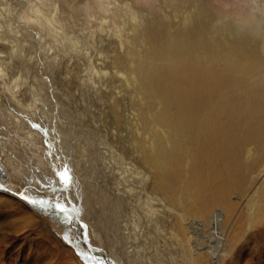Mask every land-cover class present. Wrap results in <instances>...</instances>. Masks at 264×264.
Masks as SVG:
<instances>
[{
	"label": "rangeland",
	"instance_id": "obj_1",
	"mask_svg": "<svg viewBox=\"0 0 264 264\" xmlns=\"http://www.w3.org/2000/svg\"><path fill=\"white\" fill-rule=\"evenodd\" d=\"M128 1L142 17L159 19L157 0ZM113 3L0 0V264H115L89 249L74 214L42 210L23 192L66 208L74 205L91 244L122 264H189L176 247L184 237L230 228L225 191L215 210L206 203L205 226H196L192 211L167 209L151 184L144 189L137 177L128 125L115 124L107 95L109 84L120 85L108 59L114 38L105 27L107 20L116 33L122 24ZM203 3L236 27L253 28L264 19V0ZM64 167L72 176L67 186L58 176ZM256 217L263 219L264 212L256 211ZM246 235L199 256L200 261L264 264V224L252 228L244 244Z\"/></svg>",
	"mask_w": 264,
	"mask_h": 264
},
{
	"label": "bare ground",
	"instance_id": "obj_2",
	"mask_svg": "<svg viewBox=\"0 0 264 264\" xmlns=\"http://www.w3.org/2000/svg\"><path fill=\"white\" fill-rule=\"evenodd\" d=\"M157 1L159 19L142 17L128 0L111 5L122 17L116 33L105 21L114 38L107 45L108 59L120 85L109 84L107 95L115 124L128 125L137 177L144 189L151 184L167 209L190 210L196 226H205L206 203L215 210L221 194H229L228 230L208 237L188 234L183 245L175 244L189 264H210L199 256L228 248L247 231L245 244L250 230L264 224L256 217V211L264 212V19L253 28L236 27L212 14L203 0ZM50 203L37 207L61 214ZM67 209L90 242L76 207Z\"/></svg>",
	"mask_w": 264,
	"mask_h": 264
},
{
	"label": "snow or ice",
	"instance_id": "obj_3",
	"mask_svg": "<svg viewBox=\"0 0 264 264\" xmlns=\"http://www.w3.org/2000/svg\"><path fill=\"white\" fill-rule=\"evenodd\" d=\"M60 181L63 182L65 186H67L69 183H71L72 176L70 173V170L67 167L63 168V171L58 173ZM2 187V186H0ZM27 201V197L24 198ZM33 205L39 206L41 208H44L47 206V202L43 200H32L30 201ZM54 207H57L61 213H66L68 209L61 205H54Z\"/></svg>",
	"mask_w": 264,
	"mask_h": 264
},
{
	"label": "water",
	"instance_id": "obj_4",
	"mask_svg": "<svg viewBox=\"0 0 264 264\" xmlns=\"http://www.w3.org/2000/svg\"><path fill=\"white\" fill-rule=\"evenodd\" d=\"M32 200H38V199L31 198V201H32ZM49 206H52L53 208H55L54 205H53V203H50ZM87 243H88L87 246L89 247V249H90L91 251H93L94 248H92V245H91V243L89 242V240L87 241Z\"/></svg>",
	"mask_w": 264,
	"mask_h": 264
}]
</instances>
